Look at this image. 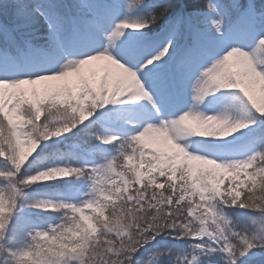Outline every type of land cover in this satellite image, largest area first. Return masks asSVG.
<instances>
[{
    "label": "snow or ice",
    "instance_id": "1",
    "mask_svg": "<svg viewBox=\"0 0 264 264\" xmlns=\"http://www.w3.org/2000/svg\"><path fill=\"white\" fill-rule=\"evenodd\" d=\"M172 8L0 2V264H141L162 235L197 241L195 254L143 264L217 252L244 264L264 250V0ZM69 134L88 138L81 154L42 155ZM68 177L85 182L75 202L26 192ZM25 208L61 215L37 230L14 221Z\"/></svg>",
    "mask_w": 264,
    "mask_h": 264
},
{
    "label": "trees",
    "instance_id": "2",
    "mask_svg": "<svg viewBox=\"0 0 264 264\" xmlns=\"http://www.w3.org/2000/svg\"><path fill=\"white\" fill-rule=\"evenodd\" d=\"M148 2L155 4V3L165 2V0H148ZM167 2H170L173 5V8L171 9V11H175L176 8H179V7H184L186 10H192L193 8L200 7L201 5L203 6L205 0L203 1L201 0H167ZM135 8L133 9V11L135 10ZM160 10L161 9L159 8L154 9V11L157 13H159ZM40 30H41L40 33L42 34V29ZM37 35H40V34H37ZM35 42L38 43L39 41H35ZM57 149L60 152H63L65 154L75 153V151L68 150L67 148L62 147L61 144H53L52 146H49L48 148H46L42 155L50 158L51 155ZM67 158L71 159L70 156H68ZM84 183L85 182L83 180L68 177L50 186H42V187L40 186V187H35V188L32 187V188H28L27 190L37 189L43 192H47L48 194L58 193V194H62L65 200H70V201L75 202L76 200H78L77 197L79 196V193L85 190ZM46 197H48L46 199L52 200L51 197L49 196H46ZM58 213L59 212H56V214ZM224 214H225V217L229 220L230 224L231 223H237V224H240V223L251 224L252 223L251 217L253 216V214L243 209L225 208ZM18 221L20 223H24V221L21 219H18ZM13 222H10L8 236L12 235L11 229H12ZM56 222H57V218L55 219L51 218V221L49 224L54 225ZM22 233L23 231H21L18 235L21 236L20 234ZM12 238L14 239L15 237H12ZM196 242L197 241L195 240H184V239L177 240V239H173L171 236H168V235L158 236L154 241L151 242V244L145 245L144 248L140 250V253L135 257V259L139 260L141 264H143L144 261H147L149 259V257L152 255L153 252L161 250V249H168L170 250L169 256L171 260L176 261L177 257L181 255H184L187 253L195 254L192 252L190 245ZM168 258L169 257L156 258L153 261V264H161V260H167ZM205 262H207V264H227V262L223 259V253H218V252L212 253L207 256L200 255L197 257L196 264H205ZM244 264H264V250H260L251 259L245 261Z\"/></svg>",
    "mask_w": 264,
    "mask_h": 264
},
{
    "label": "rangeland",
    "instance_id": "3",
    "mask_svg": "<svg viewBox=\"0 0 264 264\" xmlns=\"http://www.w3.org/2000/svg\"><path fill=\"white\" fill-rule=\"evenodd\" d=\"M203 1V0H201ZM0 2H3V0H0ZM7 2L11 3L12 0H7ZM123 3L125 4V6L127 7L128 5L132 6V10L135 8L136 6V0H123ZM202 6V5H201ZM200 6V7H201ZM1 18H0V24H3L6 22L5 17L0 14ZM41 30H39L37 32V34H41L40 33ZM2 38H0V46H2ZM207 99V97L205 98ZM225 107H227L225 105ZM207 114H214V113H207ZM229 117H231V111L229 110L228 113ZM88 139L87 137L80 135L78 137H72L71 134H69V139L65 140L63 137L59 138L58 140L56 138H54L52 141L48 142L49 146H52L53 144H61L62 147L67 148L68 150H72L75 151L76 154H81V148L77 147L76 145L79 144L82 140ZM246 139H251V137H248ZM90 143H95L94 141H90ZM48 146V147H49ZM47 147V148H48ZM6 162L2 159H0V168H3L5 166ZM64 179V178H63ZM63 179H59V180H53V181H49L46 182L44 184H36L31 186L32 187H42V186H50L52 184L58 183L60 180ZM26 192L28 193L29 197H39V198H43L46 199L49 196L52 198V200H58V199H64V196L62 194H58V193H47V192H43L41 190H37V189H32V190H27ZM77 199H80V196L77 197ZM61 215V213L56 214V212H51V211H38V210H34V209H21L20 212L17 214L16 217H14V220H18L21 219L24 222L26 220H31L32 222H34V225L36 226L37 230H41V229H46L49 226V223L51 221V218L55 219L58 218V216ZM16 235L14 236L15 238H12V244L14 247H22L25 243L26 240L24 238V233ZM12 236V235H11Z\"/></svg>",
    "mask_w": 264,
    "mask_h": 264
}]
</instances>
